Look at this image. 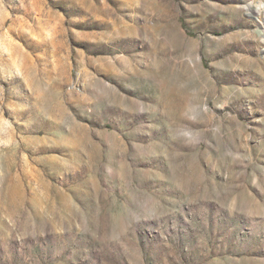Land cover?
Returning a JSON list of instances; mask_svg holds the SVG:
<instances>
[{
  "label": "rangeland",
  "instance_id": "1",
  "mask_svg": "<svg viewBox=\"0 0 264 264\" xmlns=\"http://www.w3.org/2000/svg\"><path fill=\"white\" fill-rule=\"evenodd\" d=\"M260 6L0 0V264H264Z\"/></svg>",
  "mask_w": 264,
  "mask_h": 264
},
{
  "label": "bare ground",
  "instance_id": "2",
  "mask_svg": "<svg viewBox=\"0 0 264 264\" xmlns=\"http://www.w3.org/2000/svg\"><path fill=\"white\" fill-rule=\"evenodd\" d=\"M263 12H264V7H263V6H260L259 8H257V9L255 10V18H256V20H257L259 23H261V24L263 25V27H264V19L261 20V18H260V15H261Z\"/></svg>",
  "mask_w": 264,
  "mask_h": 264
}]
</instances>
